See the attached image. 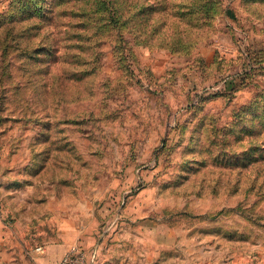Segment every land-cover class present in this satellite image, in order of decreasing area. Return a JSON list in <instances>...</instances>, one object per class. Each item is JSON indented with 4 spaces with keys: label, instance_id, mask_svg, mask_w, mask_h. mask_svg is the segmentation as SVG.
<instances>
[{
    "label": "rangeland",
    "instance_id": "1",
    "mask_svg": "<svg viewBox=\"0 0 264 264\" xmlns=\"http://www.w3.org/2000/svg\"><path fill=\"white\" fill-rule=\"evenodd\" d=\"M1 217L264 264V0H0Z\"/></svg>",
    "mask_w": 264,
    "mask_h": 264
},
{
    "label": "crops",
    "instance_id": "2",
    "mask_svg": "<svg viewBox=\"0 0 264 264\" xmlns=\"http://www.w3.org/2000/svg\"><path fill=\"white\" fill-rule=\"evenodd\" d=\"M66 226L56 236H48L17 229L1 217L0 264H57L76 243L87 253L86 264H202L194 259H177L181 245L177 247L175 239L162 245L159 230ZM173 232L168 230L169 235Z\"/></svg>",
    "mask_w": 264,
    "mask_h": 264
},
{
    "label": "built area",
    "instance_id": "3",
    "mask_svg": "<svg viewBox=\"0 0 264 264\" xmlns=\"http://www.w3.org/2000/svg\"><path fill=\"white\" fill-rule=\"evenodd\" d=\"M36 249H40V247H36ZM86 261V251L76 243L68 248L57 264H86Z\"/></svg>",
    "mask_w": 264,
    "mask_h": 264
},
{
    "label": "trees",
    "instance_id": "4",
    "mask_svg": "<svg viewBox=\"0 0 264 264\" xmlns=\"http://www.w3.org/2000/svg\"><path fill=\"white\" fill-rule=\"evenodd\" d=\"M112 21V20H111Z\"/></svg>",
    "mask_w": 264,
    "mask_h": 264
}]
</instances>
